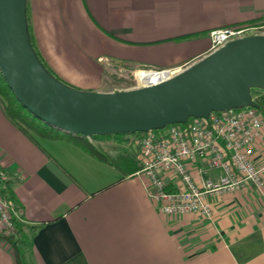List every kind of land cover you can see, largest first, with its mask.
Listing matches in <instances>:
<instances>
[{
  "label": "crops",
  "instance_id": "1",
  "mask_svg": "<svg viewBox=\"0 0 264 264\" xmlns=\"http://www.w3.org/2000/svg\"><path fill=\"white\" fill-rule=\"evenodd\" d=\"M29 10L49 65L71 85L99 90L106 60L190 64L209 52L211 29L264 15V0H29ZM255 156L263 165L264 140ZM0 166L12 173L31 235L29 264H264V186L213 198L212 218L168 217L136 171L66 137L34 141L1 102ZM0 264H14L2 238Z\"/></svg>",
  "mask_w": 264,
  "mask_h": 264
},
{
  "label": "water",
  "instance_id": "2",
  "mask_svg": "<svg viewBox=\"0 0 264 264\" xmlns=\"http://www.w3.org/2000/svg\"><path fill=\"white\" fill-rule=\"evenodd\" d=\"M27 0H0V71L31 112L65 133H135L259 103L264 33L229 40L174 75L127 89L89 90L54 76L31 45Z\"/></svg>",
  "mask_w": 264,
  "mask_h": 264
},
{
  "label": "built area",
  "instance_id": "3",
  "mask_svg": "<svg viewBox=\"0 0 264 264\" xmlns=\"http://www.w3.org/2000/svg\"><path fill=\"white\" fill-rule=\"evenodd\" d=\"M256 29L257 25L247 23L213 28L209 52L231 39L257 34ZM188 65H139L135 70L167 72L162 80ZM258 94H264V89L253 90L254 99ZM129 137L128 146L139 162L135 173L143 178L155 206L168 217L194 214L212 218L213 198L239 192L248 182L263 190L264 164L259 165L255 156L264 140V110L259 107L213 110L207 117H190L184 123L130 133ZM22 219L20 206L0 191V238L14 233Z\"/></svg>",
  "mask_w": 264,
  "mask_h": 264
},
{
  "label": "trees",
  "instance_id": "4",
  "mask_svg": "<svg viewBox=\"0 0 264 264\" xmlns=\"http://www.w3.org/2000/svg\"><path fill=\"white\" fill-rule=\"evenodd\" d=\"M26 14L28 21V32L30 42L34 50L36 51L39 59L48 68V70L56 77L62 80L58 73L49 65L40 51L31 21V15L29 10V0H27ZM262 16L257 17L249 22L260 19ZM255 90V89H253ZM256 101L259 103V108L264 110V94H258L255 96ZM0 102L10 120L24 133L31 137L34 141L38 142L39 137H66L78 145H80L86 152L96 156L98 159L109 163L116 168L120 169L124 174L132 173L139 168V162L133 148H124L129 142L130 133H112L104 135H95L98 143H94L90 138L79 134H67L61 129L50 125L49 123L40 119L37 115L31 112L26 106H24L18 98L15 96L11 88L9 87L6 79L3 77L0 71ZM136 133H142L138 131ZM113 136L117 140L121 147L115 149V152H109L103 145L102 140H106ZM128 139V140H127ZM123 145V146H122ZM3 172V173H2ZM12 178V173L5 167L0 166V191L7 197L12 198L17 203V198L10 187L9 182ZM18 204V203H17ZM19 205V204H18ZM20 206V205H19ZM12 248L14 256V264H29L26 258V247L31 245V235L25 229L21 221L16 223V231L12 234H6L3 236Z\"/></svg>",
  "mask_w": 264,
  "mask_h": 264
},
{
  "label": "rangeland",
  "instance_id": "5",
  "mask_svg": "<svg viewBox=\"0 0 264 264\" xmlns=\"http://www.w3.org/2000/svg\"><path fill=\"white\" fill-rule=\"evenodd\" d=\"M246 23L249 25H257L258 29H256L257 31H254L257 32V34L264 33V15H262V17L258 20H254L252 22H246ZM104 66H105V77L100 87L101 90L127 89V88L136 87L138 86L139 83H144L141 78V71L145 69L141 68L137 71L135 70L136 68H139L138 67L139 65H130L118 61H111L108 59L105 61ZM62 80L70 84V82L65 78H62ZM89 138L94 142L95 136ZM38 139L39 141H42L43 137H39ZM103 146L109 152H115V149L121 147L120 143L117 140H115L113 136L104 140ZM123 147L129 148L128 145L127 146L125 145Z\"/></svg>",
  "mask_w": 264,
  "mask_h": 264
},
{
  "label": "bare ground",
  "instance_id": "6",
  "mask_svg": "<svg viewBox=\"0 0 264 264\" xmlns=\"http://www.w3.org/2000/svg\"><path fill=\"white\" fill-rule=\"evenodd\" d=\"M137 70H139V69H137ZM166 74H168V73L167 72H157V71H154V70H147V69H145V70H142L141 71V78H142V81L144 83H147V82H157L161 78H163L164 76H166Z\"/></svg>",
  "mask_w": 264,
  "mask_h": 264
}]
</instances>
